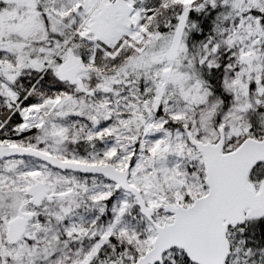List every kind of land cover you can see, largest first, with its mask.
Returning <instances> with one entry per match:
<instances>
[{
    "label": "snow or ice",
    "instance_id": "obj_1",
    "mask_svg": "<svg viewBox=\"0 0 264 264\" xmlns=\"http://www.w3.org/2000/svg\"><path fill=\"white\" fill-rule=\"evenodd\" d=\"M0 264H264V0H0Z\"/></svg>",
    "mask_w": 264,
    "mask_h": 264
}]
</instances>
